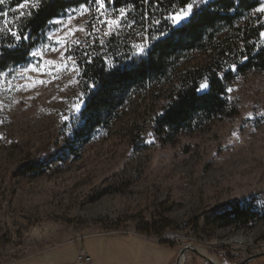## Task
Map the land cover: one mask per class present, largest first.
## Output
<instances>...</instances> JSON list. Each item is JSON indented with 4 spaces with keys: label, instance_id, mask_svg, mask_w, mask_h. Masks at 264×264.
<instances>
[{
    "label": "rangeland",
    "instance_id": "obj_1",
    "mask_svg": "<svg viewBox=\"0 0 264 264\" xmlns=\"http://www.w3.org/2000/svg\"><path fill=\"white\" fill-rule=\"evenodd\" d=\"M208 1L196 0L177 23L172 17L187 5L144 13L125 6L120 17L121 7L106 0L98 12L91 0L83 14L79 5L52 20L31 51L42 55L30 53L3 71L8 74L0 77V264L93 233H138L179 251L195 244L221 264L264 250V218L239 226L217 217L236 200L264 210V71L238 73L228 82L225 114L174 134L156 128L157 116L189 74L199 70L200 85H208L210 71L236 72L240 39L228 29L217 37L232 51L219 53L213 44L184 53L167 75L132 90L109 125L78 152L55 156L43 172L23 167L39 149L66 150L87 96L81 61L99 55L114 66L143 56L167 25H180ZM16 4H0L8 12L0 21H9L0 28L5 39L19 44L7 28L18 31L16 18L29 6L14 12ZM260 7L253 15L264 22ZM118 17L121 23L110 30L106 20ZM135 44H144V51ZM77 98L79 112L73 108ZM185 256L184 264H211L192 251Z\"/></svg>",
    "mask_w": 264,
    "mask_h": 264
},
{
    "label": "trees",
    "instance_id": "obj_2",
    "mask_svg": "<svg viewBox=\"0 0 264 264\" xmlns=\"http://www.w3.org/2000/svg\"><path fill=\"white\" fill-rule=\"evenodd\" d=\"M20 1L17 0V3ZM90 1L41 0L39 8L29 6L23 17L18 15L16 18L18 32L26 38L16 44L10 38L5 39L4 33L0 31V72L28 60L32 49L48 28L49 21L71 7ZM109 1L117 8L131 6L142 13L158 8H181L192 2ZM260 5L261 0H209L196 6L191 16L180 25H167L164 35L154 39L143 56L114 66H109L99 55L81 61L87 96L66 150L60 154L55 149H39L33 160L23 165L24 169L30 173L43 172L55 156L64 159L65 156L78 152L98 129L109 125L132 90L145 87L152 80L167 75L170 67L184 53L208 48L213 44L219 53L232 51L231 44L220 41L217 37L220 31L228 29L240 39L241 53L236 62V72L232 69L225 70L223 74L218 71L208 72V87L205 90H200V78L203 74L199 70L189 74L157 116L156 128L160 132L167 130L174 134L184 128H192L199 121L225 114L229 110L228 82L238 73L252 69L264 71V39L261 38L264 22L261 15H253ZM164 23L166 24L165 21ZM10 44L14 46L9 47ZM217 217L243 226L264 218V210L253 207L248 201L236 200ZM169 225L167 223L163 227ZM229 259L235 263L233 258Z\"/></svg>",
    "mask_w": 264,
    "mask_h": 264
},
{
    "label": "crops",
    "instance_id": "obj_3",
    "mask_svg": "<svg viewBox=\"0 0 264 264\" xmlns=\"http://www.w3.org/2000/svg\"><path fill=\"white\" fill-rule=\"evenodd\" d=\"M82 247L90 256L88 264H177L179 253V248L173 243L157 242L138 233H93L47 247L5 264H75ZM257 260L264 264L263 257ZM248 264L256 262L251 261Z\"/></svg>",
    "mask_w": 264,
    "mask_h": 264
},
{
    "label": "snow or ice",
    "instance_id": "obj_4",
    "mask_svg": "<svg viewBox=\"0 0 264 264\" xmlns=\"http://www.w3.org/2000/svg\"><path fill=\"white\" fill-rule=\"evenodd\" d=\"M196 2V0H192V3H188L186 8H181L173 17V21L174 22H179L183 19H185L191 12L192 8H193V4ZM5 3V0H0V4H4ZM94 3L97 5V11L99 12L101 9H103L105 7V4H106V0H94ZM40 4H41V0H21V2H18L16 4V7L14 9H12V11H17V9H20V10H23L26 6H30V7H35V8H39L40 7ZM87 6L86 4H82L80 5V8L78 10V13L79 14H83V12L87 11ZM259 12L261 13H264V3L261 4V7L259 9ZM29 15L31 14L30 12L28 13ZM119 14H120V17H123L125 15V8L121 7L119 9ZM19 15L21 17H23L25 15V12L24 11H20L19 12ZM8 16V12H3V11H0V17H7ZM69 20L72 19L71 16L68 17ZM52 21H49V23H51ZM62 21L57 19L56 20V23L57 24H60ZM107 22V25L109 27V29L111 30L112 27L114 25H119L121 23V20L120 18L118 17L117 19H107L106 20ZM0 23H3L4 25H8L9 24V21L7 19H4L2 21H0ZM103 23V21H102ZM153 23H158V21H154ZM5 29L4 28H0V31H4ZM7 31L8 32H11L12 36L16 39V40H20L22 41L24 37L21 33H19L18 31H13L11 27H8L7 28ZM67 35V33H66ZM139 35H142V34H139ZM161 35H164V33H161ZM261 35H264V33H261ZM58 40H60L61 43H63V40L60 38V37H57ZM101 44H103V40L100 41ZM14 45H9V47H13ZM136 49H138L141 53L144 51V44H135L133 45ZM41 47H44L43 45ZM52 51H58V49H55L53 48ZM31 55L33 56H40L42 55V52L40 51V49H37L35 50L34 52L31 53ZM61 55H63V53H61ZM69 59H71L69 57ZM47 64H54L55 61H46ZM72 65L75 67L76 66V61H72ZM29 68L31 67H34L32 65H29L28 66ZM234 67V66H233ZM28 69L26 68L25 71H27ZM11 71V70H10ZM8 73H3V72H0V77H3L5 75H7ZM40 83H44V81H39ZM201 89H204V88H207L208 85L207 84H201L200 85ZM81 104H82V101L77 98V103H75L73 105V108L79 112L80 111V108H81ZM251 115V114H249ZM64 119H68V117H64Z\"/></svg>",
    "mask_w": 264,
    "mask_h": 264
},
{
    "label": "water",
    "instance_id": "obj_5",
    "mask_svg": "<svg viewBox=\"0 0 264 264\" xmlns=\"http://www.w3.org/2000/svg\"><path fill=\"white\" fill-rule=\"evenodd\" d=\"M188 251H192L194 252L195 254L205 258L206 261L210 262L211 264H217L215 263L214 261H212L207 255L203 254L202 252H200L198 249H196L195 247H193L191 244L187 245V246H184L180 249L179 251V255H178V258H177V264H179L180 262V259L182 257H186L185 255L187 254ZM264 256V250L262 251H258V252H255L253 254H251L250 256L246 257L245 259H243L242 261L238 262L237 264H248L250 263L251 261L259 258V257H262ZM221 264V263H219Z\"/></svg>",
    "mask_w": 264,
    "mask_h": 264
},
{
    "label": "built area",
    "instance_id": "obj_6",
    "mask_svg": "<svg viewBox=\"0 0 264 264\" xmlns=\"http://www.w3.org/2000/svg\"><path fill=\"white\" fill-rule=\"evenodd\" d=\"M193 261V260H192ZM90 262V256L85 248H80L78 252L77 262L75 264H88Z\"/></svg>",
    "mask_w": 264,
    "mask_h": 264
},
{
    "label": "bare ground",
    "instance_id": "obj_7",
    "mask_svg": "<svg viewBox=\"0 0 264 264\" xmlns=\"http://www.w3.org/2000/svg\"><path fill=\"white\" fill-rule=\"evenodd\" d=\"M243 238L241 237V236H238L237 237V241H241ZM195 245V244H194ZM194 245H192L193 247H195ZM197 246V245H196ZM196 248V247H195ZM196 249H201V251L205 254V255H207L212 261H214L215 263H217V259L214 257V256H212V255H210V254H208V252H207V250L204 248V247H197ZM185 259L186 258H184V257H182L181 259H180V262H179V264H184V261H185ZM217 264H219V263H217Z\"/></svg>",
    "mask_w": 264,
    "mask_h": 264
}]
</instances>
